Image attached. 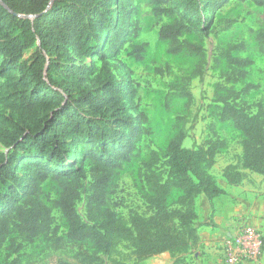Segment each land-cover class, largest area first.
<instances>
[{"label": "trees", "instance_id": "trees-1", "mask_svg": "<svg viewBox=\"0 0 264 264\" xmlns=\"http://www.w3.org/2000/svg\"><path fill=\"white\" fill-rule=\"evenodd\" d=\"M133 1L0 0V144L7 150H0V251L10 243L0 264H24V247L14 234L36 239L52 232L55 219L42 189L47 181L62 187L59 205L68 240L96 248L80 253L81 264H143L165 253L173 264H189L187 257L200 242L197 199L206 197L214 213V200L227 194L212 173L227 141L216 138L188 148L189 135L180 131L164 161L153 151L142 164L149 214L132 212L127 221L107 207L115 175L140 156V144L152 133L148 115L134 103L132 80L118 77L110 64L129 38L138 36ZM151 1L159 14L174 19L161 28L160 38L178 54L185 34L214 32L215 14L232 0ZM239 1L264 6V0ZM257 39L264 46V31ZM185 47L203 52L197 45ZM244 49L236 45L227 53L229 63L242 69L241 77L253 62L234 58L232 51ZM144 51L145 46L135 48L139 60ZM258 88L248 85L218 100L220 121L231 122L243 135L241 165L223 170L230 186H241L248 172L264 179V105L257 103V112L250 113L230 101ZM89 178L84 221L76 203ZM125 244L131 253L123 257L119 248Z\"/></svg>", "mask_w": 264, "mask_h": 264}, {"label": "rangeland", "instance_id": "rangeland-1", "mask_svg": "<svg viewBox=\"0 0 264 264\" xmlns=\"http://www.w3.org/2000/svg\"><path fill=\"white\" fill-rule=\"evenodd\" d=\"M133 7L138 12V36H131L118 54L110 58V64L118 77L132 80L136 92L134 103L139 112L148 115L152 133L140 144V156L115 175L107 190V207L127 221L132 212L144 216L149 214L146 199L150 193L144 181L142 164L153 151L158 152L164 161L170 141L180 131L189 135L185 142L188 148L206 145L216 138L227 141L228 148L220 152L212 171L218 185L222 186L225 182L223 170L228 165L242 163L243 135L231 122L220 121L223 104L218 101L219 98L229 97L231 92L239 93L248 85H255L259 88L236 101L233 98L230 101L240 107H249L250 113L257 112V103L264 105V46L257 39L258 33L264 31V6L252 1H230L215 14L214 32L208 37L185 34L180 40L184 50L178 54L171 53L170 43L160 38L161 28L174 19L159 14L151 0H134ZM229 22H232L230 28L225 29ZM187 43L202 47L203 52L188 50L185 47ZM241 44L245 45V49L232 51V56L253 62L245 69L246 77H241L242 69L230 64L227 58L232 47ZM140 46H145L142 60L135 53V48ZM35 51L36 48L28 51L26 59H30ZM97 67H101L98 61ZM0 150L7 151L1 144ZM249 175L252 185L256 188L262 186L264 180L261 181L260 176ZM91 183V178L82 183L76 203L77 212L84 221H88ZM42 189L43 199L53 212L55 224L50 234L36 239L13 235L17 243L24 247V264H81L80 253L95 252L96 248L91 243H72L68 240V222L59 205L62 195L60 184L47 181ZM178 196L179 193H176L172 197L171 205ZM202 224L200 228L205 225ZM9 244L0 251L2 261L7 259ZM119 250L123 257L131 253L126 244ZM194 255L195 252L187 257L189 264H199L201 259ZM164 257L160 255L143 264H173L172 258ZM128 263L133 264V261L128 260Z\"/></svg>", "mask_w": 264, "mask_h": 264}, {"label": "crops", "instance_id": "crops-1", "mask_svg": "<svg viewBox=\"0 0 264 264\" xmlns=\"http://www.w3.org/2000/svg\"><path fill=\"white\" fill-rule=\"evenodd\" d=\"M260 177L263 181V177ZM249 179L250 175L239 187L230 186L225 181L221 187L227 194L214 200V213L206 197L197 199L198 225L205 224L200 228V242L194 250V256L201 259L199 264H223V238L237 235L247 225L264 233V182L256 188ZM161 256L172 258L170 253ZM244 264H264V255L256 262Z\"/></svg>", "mask_w": 264, "mask_h": 264}, {"label": "built area", "instance_id": "built-area-1", "mask_svg": "<svg viewBox=\"0 0 264 264\" xmlns=\"http://www.w3.org/2000/svg\"><path fill=\"white\" fill-rule=\"evenodd\" d=\"M221 248L223 264L256 262L264 255V233L247 225L237 235L224 237Z\"/></svg>", "mask_w": 264, "mask_h": 264}]
</instances>
